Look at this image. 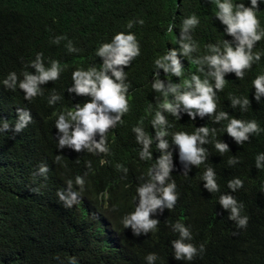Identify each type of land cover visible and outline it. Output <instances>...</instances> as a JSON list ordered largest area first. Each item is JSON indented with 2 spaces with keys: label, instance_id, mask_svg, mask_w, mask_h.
Here are the masks:
<instances>
[{
  "label": "clouds",
  "instance_id": "obj_1",
  "mask_svg": "<svg viewBox=\"0 0 264 264\" xmlns=\"http://www.w3.org/2000/svg\"><path fill=\"white\" fill-rule=\"evenodd\" d=\"M240 1L213 0L201 29L196 14L178 26L170 24L166 45L162 27L148 23L149 44L129 30L112 33L85 53L87 45L80 38L75 43L42 26L32 55L12 53L11 63L17 66L0 77V85L26 103L43 96L47 82L69 79L60 96L43 100L44 121L51 131L45 123L47 134L41 145L35 142L34 159L46 155L43 147L49 152L52 146L107 154L115 144H132L137 158L157 163L132 190V213L122 220L134 236L154 231L160 221L152 214L175 206L179 160L183 174L196 169L210 200L228 210V219L238 228H246L247 194L258 186L264 198V46L259 44L264 32L258 31L257 19L264 0ZM15 13L23 14L21 1ZM132 26L130 21L127 27ZM14 111L15 124L4 122L0 132L20 133L25 140L23 130L33 121L32 112L20 107ZM105 154L99 156L101 163L107 160ZM88 167L66 177V188L57 191L65 207H72L87 190L94 205L106 207L112 191L103 187L90 163ZM48 172L46 164L38 165L37 175L46 178ZM185 219L174 222L179 238L171 245L176 260L192 261L205 248L189 242L192 233L186 225L192 220ZM156 259L154 253L145 257L146 264Z\"/></svg>",
  "mask_w": 264,
  "mask_h": 264
},
{
  "label": "trees",
  "instance_id": "obj_2",
  "mask_svg": "<svg viewBox=\"0 0 264 264\" xmlns=\"http://www.w3.org/2000/svg\"><path fill=\"white\" fill-rule=\"evenodd\" d=\"M20 1L21 16L15 13ZM212 1L0 0V77H6L17 66L11 63L12 53L13 57L32 55V47L43 35L42 26L70 36L75 43L80 38L87 45L85 53L112 33L127 34L129 30L142 44H149L146 33L150 28L144 26L148 23L162 27L166 45L172 33L167 32L168 26H178L183 18L196 14L201 29L209 19ZM262 6L257 19L258 31L264 32ZM184 14L187 16L180 18ZM130 21L133 26L128 28ZM259 44L264 46V37ZM28 69L29 73L35 72ZM68 81L64 77L47 82L44 95L27 103L0 85V125L15 124V107L29 109L33 115V121L23 130L25 140L20 133L0 132L4 147L0 153V264H72L73 258L76 264H146L145 257L150 253L157 257L154 264H264V198L258 186L251 195L247 194V227L238 228L228 219V210L214 198L210 200L197 170L190 169L184 175L179 160L181 168L174 173L178 197L175 206L152 214L151 218L160 221L154 231L134 236L130 228H124L122 220L132 213V190L135 192L141 185L150 165L153 168L157 164H151L153 158H137L132 144H115L108 147V155L76 152L68 147L55 150L52 146L49 152L43 147L46 155L34 159L35 142L41 145L47 134L43 100L54 94L60 96ZM104 154L107 160L101 163L99 156ZM41 163L49 168L46 178L36 174ZM89 163L103 187L112 191L106 207L100 209L90 201V190L72 207H65L57 191L66 188V177L82 168L89 169ZM117 165L122 167L118 169ZM186 216L192 220L186 225L192 233L189 242L198 249L201 244L205 248L192 261L176 260L171 245L173 239L179 238L173 231L174 222L186 220Z\"/></svg>",
  "mask_w": 264,
  "mask_h": 264
}]
</instances>
